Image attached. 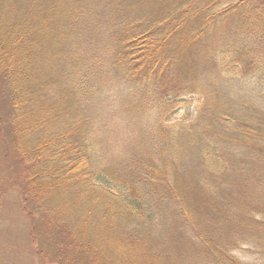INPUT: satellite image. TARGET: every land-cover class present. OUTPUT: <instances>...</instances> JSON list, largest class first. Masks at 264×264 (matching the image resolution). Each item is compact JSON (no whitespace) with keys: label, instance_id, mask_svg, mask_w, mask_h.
<instances>
[{"label":"trees","instance_id":"16d2710c","mask_svg":"<svg viewBox=\"0 0 264 264\" xmlns=\"http://www.w3.org/2000/svg\"><path fill=\"white\" fill-rule=\"evenodd\" d=\"M222 1L223 10H219ZM246 3L210 0L195 12L177 0H0V78L14 113L13 132L20 143L26 135L31 146L22 151V160L33 154L28 170L39 163L46 185L40 192L64 189L63 196L72 197L73 203L86 193L87 197L94 195L92 206L82 208L81 218L77 212V217L62 212L64 222L92 221L91 237L103 231L131 244L138 238H154L148 247V264H242L213 232L203 231L210 223L195 211L200 208L212 214L217 209L214 204L220 203L217 215L223 221L231 213V202L222 201L217 188L235 179L255 185L264 195V98L251 107L246 118L232 116L221 101L217 80L201 85L208 77L206 68L202 71L204 65L193 59L196 49L188 58L185 48L229 22L226 44L212 55L213 72H223L228 62L237 77L256 76L264 81V9ZM251 11L256 12V20ZM188 21L192 28L185 36L182 28ZM177 36L180 44L174 47ZM191 72L194 79L187 82ZM144 81L151 82L153 90L140 89ZM61 84L65 89L58 99L52 89L61 90ZM200 85L205 101L199 119L188 127L161 122L159 127L168 136L159 145L174 161L182 153L190 156L192 145L200 147L196 156L202 160L195 179L210 190L207 198L193 200L181 193L179 188L189 180L180 177L183 170L178 169L169 180L155 173L154 158L139 154L136 146L152 141L154 130L141 131L144 136L133 144L135 149L128 145L117 155V165L103 164L99 145L111 135L101 140L102 123L109 127L117 123L115 116L108 118L110 111L115 110L114 115L120 109L129 112L141 107L142 99L141 105L150 109L152 94L160 104H171L185 90L197 92ZM116 95L117 100H112ZM217 99L212 109L211 101ZM47 100L55 106L59 102L68 119L59 126L52 119L45 122V117L33 129L25 128L18 111L34 117ZM207 117L211 118L209 124L203 122ZM26 201L25 197L28 210ZM256 206L264 209V199H257ZM257 213L264 211H256L255 216ZM253 218L254 211L248 216ZM197 226L200 231L194 233ZM69 227L66 231L79 238V232Z\"/></svg>","mask_w":264,"mask_h":264},{"label":"rangeland","instance_id":"374dc122","mask_svg":"<svg viewBox=\"0 0 264 264\" xmlns=\"http://www.w3.org/2000/svg\"><path fill=\"white\" fill-rule=\"evenodd\" d=\"M170 1L172 2V0ZM177 1L180 4L187 5V7L192 6V10L196 12L199 8L203 10L210 0ZM246 2L248 5L259 6L264 9V0H246ZM223 4L222 1L218 7L219 10H223ZM251 13H254L252 18L256 20V12L251 11ZM253 19L252 24L255 27ZM192 21H188L182 28L184 29L182 34H186L185 36H188V30L192 28ZM230 29V23L225 22L219 30L216 28L217 31L206 32L199 42L186 46L185 51L189 58L190 52L196 49L195 57L193 56L194 61L199 66L204 65L202 71L206 68L207 74L205 77H208V79L205 78L201 85L204 86L207 80L210 81L213 78L217 80L225 110L229 111L231 115L235 114L246 118L250 115L249 111L252 110V106L262 103L264 81L259 82L256 76L237 77L231 71L230 66L232 64L228 62L224 65L225 70L221 73L219 69L213 72L214 68H212V55H217L220 45L226 44V34H229ZM177 41H179V36H177L174 47L180 44ZM226 60H229V58ZM218 73L219 76H217ZM181 76L186 80V76ZM193 79L194 75L191 72L187 82H191ZM114 84L112 83V86ZM201 85L195 93H190L191 90L188 93V90H185V94L171 104H160L159 100H154L156 95L152 94L149 98L150 109L141 105L142 99L141 104L139 103L141 107H135L129 112L120 109L114 115L115 110L110 111L108 118L115 116L117 123H112L110 127L106 123H102L101 140L105 139V136L111 135L104 141L102 147L101 144L99 145L104 160L103 164L110 167L117 165L120 162L117 155H121L128 145L131 147L133 144L137 145V142H140L144 136L141 131L152 132L154 130L156 131L155 138L151 137L153 140H149L148 146L147 144L136 146L140 148L138 150L139 154L141 156L145 155L146 158H154L155 173L158 175L162 173L166 177L168 176L169 180L178 174L176 172L178 169L183 170L184 174L180 177L183 180H189L187 183L185 181L179 188L181 193L193 200L207 198L210 195V190L202 187L198 183L199 180L195 179V172L198 169L200 170L199 162L202 160L197 159L199 156H196L200 154V147L192 145V151L189 152L190 156L182 153L174 161L175 158H172L169 152L164 153L161 148L162 145H159L168 136V133L159 127L161 122L166 125L184 124V127H188L191 122L199 119V113L205 101H203ZM149 86H153V84L144 81L139 88L153 90ZM68 88H71V84ZM4 89L6 88L0 78V264H148L150 259L148 247L152 246L150 241L155 240L154 238H138L137 242L131 244L128 239L114 240L110 235H105L103 231L101 235L91 237L92 221L84 222L82 219L79 221L75 219L73 221L77 222L74 225H68L66 221L64 222L65 217L62 216V212L65 215L69 213L72 217H77L74 214V212H77L81 218L82 208L88 209L89 206H92L91 199L94 195L87 197L86 193L85 197H81L77 203H73L72 197L63 196L62 192L66 191L64 189H61L62 192L56 191V193L52 190L45 193V190L39 191L40 188L44 189L46 186L44 182L45 174L37 167L39 163L33 169L28 170V167L32 168V161L35 159L32 157L33 154L26 161L22 160V151L30 149L31 146L27 143L26 135L23 142L20 143L13 132L14 113L6 100ZM64 89L65 85L61 84V90L59 88H53L52 90L59 99L64 94ZM114 98L117 100V95L113 96L112 100ZM217 101L218 99L211 101L210 107L212 109ZM51 105L50 101L47 100L40 113L34 117L23 111H18V115L23 118L26 124L25 128L31 129L32 127L33 129L34 126L42 124L39 122H42L45 117L47 118L45 122L52 119L53 121L50 122L58 123L59 126L68 119L61 111L62 108L59 102L58 106ZM163 105L168 107L167 110ZM135 111L137 113L133 117L131 114ZM203 122L209 124L211 118L207 117ZM138 132L141 134L137 139H134ZM90 135L92 136V134ZM166 171L168 172L166 173ZM36 175H39V177H37L36 182H33L32 180ZM217 191H219L218 194L222 201L231 202V207L229 206L231 213H228L225 219L220 221L217 215V210L221 208L220 203L214 204L217 209L212 214L198 208L195 214L197 216L199 214L202 219L206 218L210 223L203 231L206 233L213 232L222 242V245L240 263L264 264V214L257 213L255 216L256 211H264V209L259 210L256 206V200L263 201L264 195L257 192L255 185H250L238 179L218 187ZM25 197L27 198L26 205L30 211L24 207ZM253 211L254 218L248 219L249 213ZM217 223L220 224L217 225ZM69 226L74 227V231L79 232L77 233L80 236L79 238L75 234H69L66 231ZM192 231L197 233L200 228L198 226L194 227ZM193 246L196 248L195 243H193Z\"/></svg>","mask_w":264,"mask_h":264}]
</instances>
